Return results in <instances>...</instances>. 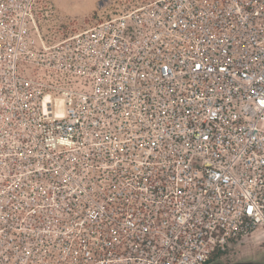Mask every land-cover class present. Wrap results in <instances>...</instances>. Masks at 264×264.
Masks as SVG:
<instances>
[{
  "label": "built area",
  "instance_id": "1",
  "mask_svg": "<svg viewBox=\"0 0 264 264\" xmlns=\"http://www.w3.org/2000/svg\"><path fill=\"white\" fill-rule=\"evenodd\" d=\"M38 2L0 0V264L264 238V0H149L52 44Z\"/></svg>",
  "mask_w": 264,
  "mask_h": 264
},
{
  "label": "rangeland",
  "instance_id": "2",
  "mask_svg": "<svg viewBox=\"0 0 264 264\" xmlns=\"http://www.w3.org/2000/svg\"><path fill=\"white\" fill-rule=\"evenodd\" d=\"M149 0H39L37 24L46 44L74 35L113 15L122 14ZM32 74L36 67H24ZM222 264H264V238L239 245L230 255L212 262Z\"/></svg>",
  "mask_w": 264,
  "mask_h": 264
},
{
  "label": "water",
  "instance_id": "3",
  "mask_svg": "<svg viewBox=\"0 0 264 264\" xmlns=\"http://www.w3.org/2000/svg\"><path fill=\"white\" fill-rule=\"evenodd\" d=\"M210 264H222V263L216 262V263H210Z\"/></svg>",
  "mask_w": 264,
  "mask_h": 264
}]
</instances>
